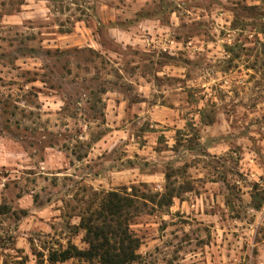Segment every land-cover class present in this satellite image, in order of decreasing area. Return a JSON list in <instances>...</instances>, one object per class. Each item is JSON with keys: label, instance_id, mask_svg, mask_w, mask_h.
I'll return each mask as SVG.
<instances>
[{"label": "rangeland", "instance_id": "rangeland-1", "mask_svg": "<svg viewBox=\"0 0 264 264\" xmlns=\"http://www.w3.org/2000/svg\"><path fill=\"white\" fill-rule=\"evenodd\" d=\"M263 146L264 0H0V264L167 185L135 264H264Z\"/></svg>", "mask_w": 264, "mask_h": 264}, {"label": "trees", "instance_id": "trees-1", "mask_svg": "<svg viewBox=\"0 0 264 264\" xmlns=\"http://www.w3.org/2000/svg\"><path fill=\"white\" fill-rule=\"evenodd\" d=\"M130 189V192L124 189L99 194L96 204L91 202L79 214L77 228L83 232L86 249L80 250L69 242L64 247L49 248L47 263L77 259L95 264H135L139 259L141 241L131 230L134 220L150 205L151 209L169 208L181 191L179 187L169 188L167 185L163 193L152 196L139 194L134 187Z\"/></svg>", "mask_w": 264, "mask_h": 264}, {"label": "built area", "instance_id": "built-area-1", "mask_svg": "<svg viewBox=\"0 0 264 264\" xmlns=\"http://www.w3.org/2000/svg\"><path fill=\"white\" fill-rule=\"evenodd\" d=\"M259 176H258V184L262 190V192L264 193V146L262 147L261 151H260V157H259ZM264 210V209H263Z\"/></svg>", "mask_w": 264, "mask_h": 264}]
</instances>
